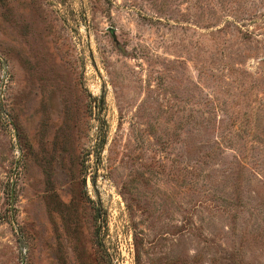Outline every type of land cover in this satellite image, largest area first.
Returning a JSON list of instances; mask_svg holds the SVG:
<instances>
[{"label":"rangeland","instance_id":"1","mask_svg":"<svg viewBox=\"0 0 264 264\" xmlns=\"http://www.w3.org/2000/svg\"><path fill=\"white\" fill-rule=\"evenodd\" d=\"M22 255L264 264V0H0V264Z\"/></svg>","mask_w":264,"mask_h":264},{"label":"water","instance_id":"2","mask_svg":"<svg viewBox=\"0 0 264 264\" xmlns=\"http://www.w3.org/2000/svg\"><path fill=\"white\" fill-rule=\"evenodd\" d=\"M3 68H4V72H6V65L5 63L3 64ZM16 171V168H15ZM10 195H11V203L13 202V196H14V183H12L11 185V191H10ZM22 264H24V256L22 255Z\"/></svg>","mask_w":264,"mask_h":264}]
</instances>
